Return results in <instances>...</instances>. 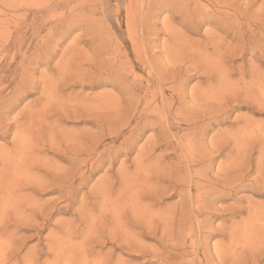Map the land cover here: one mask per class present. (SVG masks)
Returning a JSON list of instances; mask_svg holds the SVG:
<instances>
[{
  "label": "rangeland",
  "instance_id": "obj_1",
  "mask_svg": "<svg viewBox=\"0 0 264 264\" xmlns=\"http://www.w3.org/2000/svg\"><path fill=\"white\" fill-rule=\"evenodd\" d=\"M0 242L264 264V0H0Z\"/></svg>",
  "mask_w": 264,
  "mask_h": 264
},
{
  "label": "bare ground",
  "instance_id": "obj_2",
  "mask_svg": "<svg viewBox=\"0 0 264 264\" xmlns=\"http://www.w3.org/2000/svg\"><path fill=\"white\" fill-rule=\"evenodd\" d=\"M24 3V2H23ZM54 5V4H53ZM127 24H128V26H130V27H132V20H131V18L129 17V19L127 20ZM79 54V53H78ZM19 142V141H18ZM22 148V147H21ZM27 154H29V153H27ZM21 167V166H20ZM15 170V169H14ZM16 171V170H15ZM15 180V179H14ZM138 185V184H137ZM134 189V188H133ZM2 199V198H1ZM3 201V200H2ZM1 243V242H0ZM11 245V244H10ZM2 247V246H1ZM5 248V247H4ZM10 248H11V246H10ZM70 260V259H69Z\"/></svg>",
  "mask_w": 264,
  "mask_h": 264
}]
</instances>
